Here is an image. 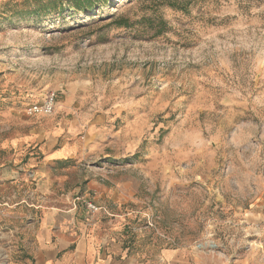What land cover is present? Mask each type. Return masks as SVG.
I'll use <instances>...</instances> for the list:
<instances>
[{"label": "rangeland", "instance_id": "rangeland-1", "mask_svg": "<svg viewBox=\"0 0 264 264\" xmlns=\"http://www.w3.org/2000/svg\"><path fill=\"white\" fill-rule=\"evenodd\" d=\"M99 1L0 0V264L89 182L139 264H264V0Z\"/></svg>", "mask_w": 264, "mask_h": 264}, {"label": "crops", "instance_id": "crops-1", "mask_svg": "<svg viewBox=\"0 0 264 264\" xmlns=\"http://www.w3.org/2000/svg\"><path fill=\"white\" fill-rule=\"evenodd\" d=\"M115 196L97 182L64 196L63 205L45 212L33 264H139L122 232L125 218L110 209ZM91 199L102 209L87 208Z\"/></svg>", "mask_w": 264, "mask_h": 264}, {"label": "built area", "instance_id": "built-area-1", "mask_svg": "<svg viewBox=\"0 0 264 264\" xmlns=\"http://www.w3.org/2000/svg\"><path fill=\"white\" fill-rule=\"evenodd\" d=\"M56 105V94L52 92L45 100L41 103L34 104L31 108V113L34 114H51L54 112ZM86 206L93 212L99 211L102 207L96 204L93 200H87Z\"/></svg>", "mask_w": 264, "mask_h": 264}, {"label": "trees", "instance_id": "trees-1", "mask_svg": "<svg viewBox=\"0 0 264 264\" xmlns=\"http://www.w3.org/2000/svg\"><path fill=\"white\" fill-rule=\"evenodd\" d=\"M75 6L81 9H85L87 7L94 8L98 3L99 0H70Z\"/></svg>", "mask_w": 264, "mask_h": 264}]
</instances>
